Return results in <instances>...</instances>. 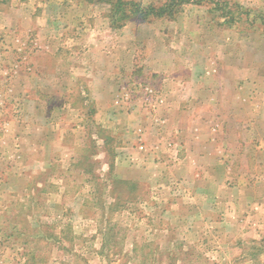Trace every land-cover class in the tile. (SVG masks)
Here are the masks:
<instances>
[{
  "label": "rangeland",
  "instance_id": "1",
  "mask_svg": "<svg viewBox=\"0 0 264 264\" xmlns=\"http://www.w3.org/2000/svg\"><path fill=\"white\" fill-rule=\"evenodd\" d=\"M98 2L102 13L109 5ZM43 3L0 0L1 78L16 86L0 97V264H264V151L249 124L250 93L219 92L216 75L186 118L170 115V79L153 72L161 33L148 28L129 70L91 59L87 41L82 74L51 70L47 90L29 75L40 48L30 23L47 13L33 14ZM184 9L210 23L206 53L225 59L233 84L234 58L223 55L249 54L255 37L264 46V0ZM90 62L104 73L89 74Z\"/></svg>",
  "mask_w": 264,
  "mask_h": 264
},
{
  "label": "crops",
  "instance_id": "2",
  "mask_svg": "<svg viewBox=\"0 0 264 264\" xmlns=\"http://www.w3.org/2000/svg\"><path fill=\"white\" fill-rule=\"evenodd\" d=\"M99 3L88 0H46L42 8L36 9L38 6H35L33 14L37 11H47V13L42 14L43 19L40 22L32 20L30 23L37 33V46L40 48L30 56L33 67L29 75L42 77L41 82L46 84L47 90L48 83L44 77L49 76L51 70L58 76H75V74L80 76L82 74L79 71L82 70L80 68L82 62L80 46L83 44L86 48V45H89L87 41L94 43V47L91 46L92 43L90 44L93 49L87 52L91 59H105L109 66L115 62H118V65L122 63L123 68L129 70L131 68L129 66H133L135 62L134 59L140 57L137 51H132L133 46L137 47V44L144 39L140 36V32L145 28L154 29L155 33H161L156 40L162 44V52L160 57H155L153 60V72L164 77V80L170 79L162 105L164 110L166 109L170 115L174 113L178 119L180 115L186 118L190 114V105L193 106L196 102L202 104L203 97L215 90L216 87H210V82L212 77L217 75L221 83L217 89L219 92L231 89L234 93L243 90L250 93L248 98L251 114L249 124L257 130L255 136L260 143L259 151H264V46L258 45V39L263 37L254 38V43L250 45L252 51L249 54L239 51L223 55V58H229L230 55L234 58L233 72L236 74H234V83L231 84L225 73V59L222 61L221 57L220 62L217 63L206 53L205 45L209 38L210 23L207 22L205 25L199 23L198 19H194L193 15L187 12L188 9H184L176 18L160 17L145 21L139 17H132L134 19L130 18L121 22L118 27L119 34H115V25L110 17V4L106 2L109 6L102 13H98L95 8ZM162 27L168 29L162 31ZM88 28L91 32L86 33L87 38L80 37L79 34L82 35L83 30L88 32ZM66 29L71 33L66 32ZM114 35L121 43L119 48L115 47L117 42ZM237 41L239 42L238 39ZM238 42L235 44L237 45ZM76 45H79V48L75 47ZM103 48L105 50H102ZM126 60L131 61L130 65H125ZM218 64L222 70H219ZM91 65L90 62L89 74L102 75L104 73L101 67L98 70L97 65ZM3 66L0 65V92L4 91V93L0 97L3 96L2 98L8 100L10 92H15L16 86L13 85L14 81L2 80L1 76L7 73L1 69ZM13 97H16V101L19 99L21 106L23 100L34 103L31 95L30 100L26 95L19 98L16 95ZM145 113L139 115L142 118L141 122L144 118L145 123L152 124L151 117L146 118L148 113ZM19 122L18 118L13 121L17 125ZM139 128L143 129L140 126ZM9 130L3 136L7 135ZM12 137H17V135L14 133Z\"/></svg>",
  "mask_w": 264,
  "mask_h": 264
},
{
  "label": "trees",
  "instance_id": "3",
  "mask_svg": "<svg viewBox=\"0 0 264 264\" xmlns=\"http://www.w3.org/2000/svg\"><path fill=\"white\" fill-rule=\"evenodd\" d=\"M104 1L110 4V17L115 25L119 27L121 22L132 17H139L142 20L150 21L154 18L168 17L176 18L185 3L191 0H164L160 3H143L139 0H88ZM199 3L201 0H194Z\"/></svg>",
  "mask_w": 264,
  "mask_h": 264
}]
</instances>
